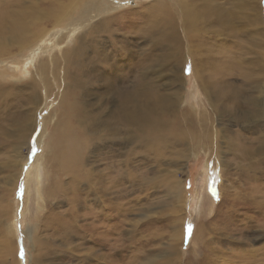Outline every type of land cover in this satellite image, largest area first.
<instances>
[{"label":"rangeland","instance_id":"rangeland-1","mask_svg":"<svg viewBox=\"0 0 264 264\" xmlns=\"http://www.w3.org/2000/svg\"><path fill=\"white\" fill-rule=\"evenodd\" d=\"M149 1L154 0H108L107 3L109 7L122 10ZM55 2L66 6L71 4L70 0H0V36L4 41H11L9 35L14 17L17 18L16 24H28L38 13L57 8ZM171 2L169 5L174 11L175 5ZM218 4H222L219 5L221 9L217 8L220 15L216 12L214 15L220 17V22L214 18L210 6L204 9L197 6L199 12L196 10V13L200 18L208 16L209 22L205 29L192 32L196 49L194 45L187 47L189 41L186 43L180 28L178 11L177 24L169 25L174 29V36L169 41L171 54L159 41L145 45L136 40L133 31L140 24V16L132 18L126 29L117 32L127 38L123 48L115 47L120 44L121 37H104V29L99 30L94 36L103 42L100 48L103 58L97 69L106 75L111 72L120 82L116 86L126 83L132 71L144 72L146 79L154 85L166 84L170 74L176 73V69L168 67V62L174 63L173 53L180 56L181 39L183 57L178 80L180 86L183 83V91L180 108L194 110L196 119L208 110V100L200 92L198 78L220 68L228 75L225 82L235 87L240 95L242 93V97L248 95L260 101L262 91L264 117V39L261 36L264 0L259 2L258 21L250 20L256 9L254 7L251 12L249 0H219ZM112 13L117 12L106 10L97 19ZM213 19L216 24L212 23ZM73 27L59 33V37L65 36L62 44H46L45 41L32 55L49 59L59 46L65 47L75 41L83 30L79 26ZM73 31L76 32L72 35ZM10 48L7 50L8 55H12L10 61H20L21 49L17 45ZM44 51H48L47 55ZM90 57L93 61L89 74H92L98 61L95 62L94 51ZM23 60L27 62L28 58ZM33 60L28 66L17 65L16 69L30 73V66L35 63ZM27 77L28 74L23 80ZM16 78V82H20V76ZM176 80L173 89L177 90ZM260 83L259 90L256 86ZM102 84L106 82L102 81ZM98 85L101 84L95 86ZM56 104L52 98L43 102L37 128L29 141L27 136L21 151L17 150V163L23 165L21 168L17 165L15 177L6 164L12 155L11 146L8 147V140L0 143V264H264V154L255 150L245 157L240 150L249 148L260 133L258 124L253 122L258 128L251 129L246 118L252 112L251 106L246 105L243 111L241 104L227 117L218 119L222 127L217 150H214L215 145L207 148L208 144L202 141L197 120H193L194 133L185 129L186 122L176 123L174 135L183 132L178 134L183 137L178 141L173 136L171 142H175L174 145L163 146L159 160L152 153L147 156L141 138L132 137L128 144L133 150L130 155L132 161H137L122 174L125 191L119 192L113 198L115 200L108 199L109 196L105 198L104 204L106 202L105 206H109L105 210L82 196L78 187L72 192L67 185L71 176L67 178L60 172L49 170L46 163L41 164L42 170H35V140L43 130V118L56 108ZM7 124L8 121L3 126ZM50 124L45 127L47 133L39 146L49 141ZM120 152L123 154L121 149ZM58 181L64 185L61 190L64 195L54 196V199L47 197V189ZM88 189L91 191L92 187ZM107 213L110 220L105 218L109 217ZM105 230L110 233L104 234Z\"/></svg>","mask_w":264,"mask_h":264},{"label":"bare ground","instance_id":"bare-ground-1","mask_svg":"<svg viewBox=\"0 0 264 264\" xmlns=\"http://www.w3.org/2000/svg\"><path fill=\"white\" fill-rule=\"evenodd\" d=\"M107 1L70 0L71 6L55 2L57 8L54 10L49 8L47 11L38 13L34 21H29L28 24L23 22L16 24L17 18L14 17L10 27L11 36L9 35L11 41H4V38L0 36V143L8 140L7 145L8 147L11 146L12 155L6 164L14 177L15 169L19 164L17 163L19 159H16L19 153L17 150L21 151L25 146L28 135L29 141L30 136L37 128V120L43 102L50 98L57 104L56 108L43 118V130L35 140L37 144L35 170H42L41 164L46 163L49 165V170L60 172L67 178L71 176V180L67 184L68 188L74 192L73 190L78 187L82 196L105 210L109 207L108 205L105 206L106 202L104 204L108 196V199H113L119 195V192L125 191L122 174L127 172L128 167L131 168L130 165L133 162L137 161L136 159L132 161L130 155V151L133 152V150L129 148L128 144L132 137L141 138L140 143L145 146L143 149H145L147 156L152 153L154 158L159 160L163 146L169 143L174 145L175 142H171L173 136L178 141L181 139L179 137H183L178 135L183 134V132H177L178 134L174 135L176 123L186 122L185 129L188 128L189 132L192 133L193 120H197L202 141L208 144L207 148H214L215 145L214 150H217L220 127H222L218 119L227 117L235 107L243 104L241 107L243 111L246 105L252 108V112L246 117L251 124L250 128L257 130L259 126L260 133L259 136L254 137L249 148L242 147L240 150L245 157L251 152L254 153L255 150L264 154L262 91L260 101L259 98L248 95L242 97V93L240 95L235 87L225 82V78L228 76L225 75L226 72L224 74L225 70L218 68L219 71H216L215 68L208 76L198 78L200 92L208 100L206 103L208 110L200 112L199 118L194 117V110L189 111L179 107L182 98L181 91H183V83L181 82L180 86L178 80L183 57L181 39H179L180 56L175 52L172 54L174 63L168 62V67L176 69L177 74H170L166 84L154 85L146 79L144 72L132 71L126 83L116 86L120 82L114 78L111 72L106 75L97 69L103 58V54L100 53L103 42L94 36V33L99 32V30L104 29V37H121L120 44H116L115 47L123 48L128 42L127 38L117 35V32L121 28L125 27L126 29L132 18L140 16L138 20L140 24L133 31L136 40L145 45L159 41L164 44L167 53L171 54L172 47L169 45V41L174 36V29H170L169 25L177 24L178 11L181 17L180 28L184 33L186 43L189 41L187 47L192 48L194 45L196 49L192 32L195 29H205L209 22L208 16L199 17L196 13L197 6L203 9L210 6L214 15L215 12L216 14L220 13L217 8L221 9L219 5L223 3L218 4L219 0H173L170 1L175 5L173 11L168 0L149 1L150 3L145 2L134 8H123L122 10L109 7ZM259 2L260 0H249L251 12L253 13L254 7L256 9V12L251 14L252 18L250 16L252 21L255 19L258 21ZM106 10L117 13L106 14L97 19L98 15L104 14ZM22 17L24 18V16ZM104 17L108 18L102 20ZM214 18L217 22L221 20L218 15H214ZM259 19L261 18L259 17ZM45 20L46 23H42ZM212 23L216 24L214 19ZM70 26H76L73 29L83 28L75 41L65 47L59 46L58 51L53 56L49 55V59H40L38 56L32 55L33 51L38 50L39 45L44 44L45 41L46 44H62L65 36L59 37L58 35L62 29H68ZM211 28L215 29V27ZM54 29H60V31ZM1 30L2 28H0V33ZM262 31L261 36L264 39V30ZM53 32L55 33L53 34ZM75 32L73 31L72 35ZM175 37L177 38V36ZM9 42L11 44L7 47ZM12 45H17L21 49L18 55L21 60H16L15 63L10 61L12 55H8L9 52L7 51ZM190 45L191 47H189ZM93 51L97 56L95 62L98 61V64L95 66L94 72L89 74L93 61L90 56ZM44 53L47 55L48 51H44ZM26 58H28L27 62L23 60ZM33 58L35 63L34 66H30V73L16 69L19 64L30 65ZM6 59L9 61L7 62ZM7 63L8 65H6ZM33 70L34 72H31ZM26 74L28 77L23 80ZM213 75L215 80L212 79L214 78ZM19 76L21 80L16 82V77ZM174 80L177 81V90L173 89ZM102 81H105L106 84L103 85ZM97 83L101 85L95 86ZM260 85L261 83L256 86L259 90ZM189 115L191 116L188 117ZM7 121L8 124L3 126ZM49 122H51L49 141L39 146L47 133L45 127L48 126ZM253 122H256L258 126H254ZM103 132H105L104 135H102ZM221 137L223 136L221 135ZM253 146H256L255 149H252ZM120 149L123 154H121ZM38 155H41L40 159H38ZM146 160L148 159L146 158ZM119 161L120 164H118ZM99 167L101 168L99 169ZM35 170L32 176H35ZM63 186L62 181L56 182L47 189L46 196L53 198L60 194L64 195V190L61 191L64 189ZM93 186H96L97 190ZM88 187H92V190L89 191ZM81 188L87 191L84 192ZM79 199L81 198L79 197ZM105 218L110 220L111 217L105 216ZM102 219L104 218L102 217ZM104 232V234L110 233L109 230Z\"/></svg>","mask_w":264,"mask_h":264},{"label":"snow or ice","instance_id":"snow-or-ice-1","mask_svg":"<svg viewBox=\"0 0 264 264\" xmlns=\"http://www.w3.org/2000/svg\"><path fill=\"white\" fill-rule=\"evenodd\" d=\"M127 2V0H126ZM188 230L190 231L191 230V225L188 226ZM21 257H23L24 253H23V250H21V253H20Z\"/></svg>","mask_w":264,"mask_h":264}]
</instances>
